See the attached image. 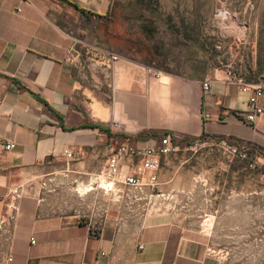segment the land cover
<instances>
[{
    "label": "crops",
    "instance_id": "obj_1",
    "mask_svg": "<svg viewBox=\"0 0 264 264\" xmlns=\"http://www.w3.org/2000/svg\"><path fill=\"white\" fill-rule=\"evenodd\" d=\"M114 1L0 0V264H222L175 212L150 208L158 196L105 194L96 177L111 145L164 133L213 140L231 157L241 149L247 169L249 157L264 164V93L250 124L251 93L226 69L172 75L87 44L80 20L105 18ZM73 41L93 50L74 58ZM161 172L165 192L175 178Z\"/></svg>",
    "mask_w": 264,
    "mask_h": 264
},
{
    "label": "rangeland",
    "instance_id": "obj_2",
    "mask_svg": "<svg viewBox=\"0 0 264 264\" xmlns=\"http://www.w3.org/2000/svg\"><path fill=\"white\" fill-rule=\"evenodd\" d=\"M80 21L87 44L160 72L201 79L231 65L253 80L264 75V0H115L105 18ZM197 141L163 162L161 178L175 179L150 208L175 212L222 264H264V164L249 157L247 169L220 143L191 148Z\"/></svg>",
    "mask_w": 264,
    "mask_h": 264
},
{
    "label": "built area",
    "instance_id": "obj_3",
    "mask_svg": "<svg viewBox=\"0 0 264 264\" xmlns=\"http://www.w3.org/2000/svg\"><path fill=\"white\" fill-rule=\"evenodd\" d=\"M78 46L93 50L89 45L73 41L72 45L67 49V53L70 56H74V58H78L80 56V52L77 49ZM118 59L117 56H112L113 61H117ZM227 71L228 76L236 80L242 86L244 92L251 93L249 99L251 111L246 116V121L252 124L263 113V110L257 107V102L259 97L264 93V75L258 82L246 83L244 78L237 74L233 66L230 65ZM210 88V81H205L203 83L204 92H209ZM174 139L179 138L171 133H167L159 138H153L152 142L145 146L134 145L130 141L111 145V155L106 165L96 177L97 187L105 194L113 192L116 188L121 190V188L125 187L128 191L138 192L139 194L148 190L152 196H156L160 186L159 173L162 169L163 162L167 157L179 150V144H174ZM221 145L226 147V144ZM206 146H208V141L202 142V140H199L190 147L203 148ZM6 148L10 150L11 145H8ZM229 151L233 156L245 161L248 160L246 152L240 151L237 148H231ZM64 156L69 161H73L75 158L74 153L69 150L64 151ZM127 160H132L134 163L129 165L126 163Z\"/></svg>",
    "mask_w": 264,
    "mask_h": 264
},
{
    "label": "trees",
    "instance_id": "obj_4",
    "mask_svg": "<svg viewBox=\"0 0 264 264\" xmlns=\"http://www.w3.org/2000/svg\"><path fill=\"white\" fill-rule=\"evenodd\" d=\"M165 134H167V133H164V134H162L161 136H163V135H165ZM151 137H155V135H151L149 138H151ZM190 142L191 140H189V139H186V138H184V139H174L173 140V142H174V144H179V143H182V142Z\"/></svg>",
    "mask_w": 264,
    "mask_h": 264
}]
</instances>
